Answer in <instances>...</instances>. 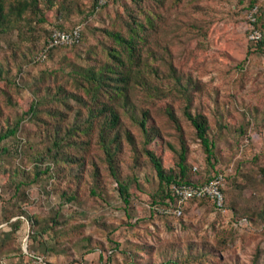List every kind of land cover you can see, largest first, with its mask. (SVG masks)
<instances>
[{
	"label": "trees",
	"instance_id": "16d2710c",
	"mask_svg": "<svg viewBox=\"0 0 264 264\" xmlns=\"http://www.w3.org/2000/svg\"><path fill=\"white\" fill-rule=\"evenodd\" d=\"M91 1V10L84 14L83 22L66 28L61 23H51L44 10L58 6L56 16L64 20L61 10L71 12V6L61 1L0 0V38L15 34L17 39L8 43L12 56L20 55L15 74L0 60V82L19 90L29 89L34 98L23 112L6 114L4 119L5 107H16V103L7 95L3 102L0 100V222L10 225L9 231L0 228V233L10 237L27 224V248L20 253L24 260L52 264L51 256L67 251L60 248V239L66 235H72L83 257L93 248L90 237L81 235L86 224L77 223V219L84 218L80 186H89L94 196H104L110 178L116 182L123 208L128 211L132 195L131 177L126 170L132 174L150 165L158 178V186L151 194V211L169 219L168 230L176 227L174 218L182 222L183 213L192 204L204 207L209 201L213 208L228 209L233 223L229 229H218L213 240L169 241V251L176 257L161 264H240L221 254L239 238L243 222L264 225V200L259 195L264 190V166L255 175L251 167L246 171L247 161H241L234 174H228L229 168L223 165L217 150L211 119L203 111L192 109L195 82L183 73L181 62L182 67L175 64L177 54L164 38L176 24L165 13L183 0H111L101 10L98 0ZM258 1L251 0L248 9H256L251 13L250 33L258 30L261 37L249 38L248 53L264 56V8ZM112 4H117L119 10L110 20L102 16L101 25L93 24L90 16H101L102 9ZM77 25H82L81 41L67 48L86 41L87 26L95 38L84 50L87 62L74 60L67 69L61 61L60 69L43 70L32 82H25L27 67L44 63L54 57L55 51L66 48L56 47L44 61L37 59L52 32L71 31ZM24 42L31 44L22 46ZM48 78L56 79L55 83H43ZM5 91L0 86V92L6 94ZM145 96L149 98L146 105ZM185 119L193 126L200 149L205 152L204 165L193 160L183 126ZM25 120L36 130L23 147L18 135ZM245 132L241 127L240 133ZM11 137L15 140L7 143ZM168 153L173 156L172 163L167 162ZM254 156L252 159L258 155ZM2 175L8 179L1 180ZM220 175L222 207L210 196L192 197L186 204H179L174 184L198 187ZM58 182L70 183V187L63 190L59 201L49 204L46 199L56 193ZM247 189L251 190L250 197L243 202ZM34 207H38L36 212H32ZM178 207L182 208L181 214ZM93 224L101 225L99 220ZM119 245L114 240L109 255L106 251L101 254L104 264H114ZM263 250L260 246L254 264H259V252ZM82 259L69 264H86Z\"/></svg>",
	"mask_w": 264,
	"mask_h": 264
},
{
	"label": "rangeland",
	"instance_id": "374dc122",
	"mask_svg": "<svg viewBox=\"0 0 264 264\" xmlns=\"http://www.w3.org/2000/svg\"><path fill=\"white\" fill-rule=\"evenodd\" d=\"M58 1L71 6L69 9L71 12L66 9L61 10V14L65 13L67 17L64 16V20L56 16L58 6L44 10L52 20L51 23H61L66 28L82 23L85 19L84 14L91 10V0ZM250 1L183 0L165 13L166 18H170L176 24L164 34V38L173 45V50L177 54L174 58L175 64L179 65L181 62L183 67L181 65L179 67H182L183 73L189 75L195 82L196 100L192 109L203 111L211 119L217 150L223 165L229 168L228 174H234L237 163L241 161H247L246 171L251 167L255 175L260 166H264V56L248 53L249 34L253 27L250 23L251 13L256 11V9H248ZM258 4L264 8V0H259ZM80 9L85 12L80 14ZM118 10L119 6L112 4L102 9L104 15L100 16L97 13L89 19L93 24L96 22L101 25L104 21L100 17L105 16L110 20ZM95 16L97 17L94 18ZM44 26L51 27L48 24ZM91 32L86 26V41L83 44L75 48L66 47L57 50L52 59L27 67L25 82H32L43 70L60 69L61 61H64L63 64L67 69H69L67 64L74 60L86 63L84 50L95 42ZM16 39L15 34L0 38V60L11 74L18 71L20 64V55L17 58L12 56V49L8 43L9 40ZM30 44L24 42L22 46H30ZM162 51L161 49V53L167 54ZM55 81L56 79L48 78L43 83L51 84ZM0 86L7 92L6 94L0 92L1 102L7 95L16 103V107H5L3 119L6 114L13 115L18 110L23 112L34 99L29 89L19 90L6 86L2 81ZM144 100L145 105L148 104L147 96ZM160 104L163 106L164 101H160ZM183 126L194 162L201 161L204 165L206 155L200 149L196 131L186 119L183 120ZM241 127L246 130L244 134L240 133ZM35 130L36 128L27 120L24 121L18 135L22 139L20 143L23 147L31 141ZM14 140V137H11L6 142ZM152 147L159 148L154 144ZM255 154L258 156L252 159ZM166 158L168 163L173 162L172 154L168 153ZM128 170L127 168L126 171L131 177L129 185L132 195L128 211L123 208L124 203L116 182L110 178H107L108 185L105 187L109 189L104 196H94L89 186L84 184L80 186V197L84 198L81 207L84 218L77 219V223L86 224L85 231L81 235L90 237L93 251L86 252L82 257V251L75 246L72 235H66L60 239V248L67 251L61 255L51 256L49 260L52 264L79 262L81 258H84L82 259L84 262L86 260V264H104L101 254L106 251L109 255L114 240L120 244L119 250L114 252V264L136 262L161 264L169 258L176 257V254L169 251V241L213 240L218 229H229L233 226L228 209L213 208L212 201H209L210 203L205 204L204 207L192 204L183 213L182 222L174 218L176 227L168 230L166 226L169 219L152 214L151 211V194L158 186L155 171L150 165L141 166L132 174H129ZM133 175L138 180L133 178ZM7 179L8 176H1V180ZM56 185V193L46 199L49 204L59 201L63 190L70 187V183L64 185L58 182ZM250 193L249 189L245 191L243 202L250 197ZM259 195L264 200V190ZM2 205L0 200V218ZM37 210L38 207H34L32 212ZM94 220H99L101 225L93 224ZM0 228L7 232L10 230V225L1 221ZM239 228L241 233L239 238L221 254V257L239 260L240 264H254L258 249L260 246L264 248V225L243 222ZM27 234V224L22 225L19 231L10 237L0 233V264H38L37 261L24 260L20 254L22 248L24 251L27 248ZM259 253L258 263L264 264V250Z\"/></svg>",
	"mask_w": 264,
	"mask_h": 264
},
{
	"label": "built area",
	"instance_id": "2783aa9c",
	"mask_svg": "<svg viewBox=\"0 0 264 264\" xmlns=\"http://www.w3.org/2000/svg\"><path fill=\"white\" fill-rule=\"evenodd\" d=\"M111 0H98V9L110 3ZM82 25L75 26L71 31H64L56 29L52 32L50 38L47 40L44 48L39 53L37 59L44 61L48 56V53L56 47H68L80 43L81 41ZM261 37V33L258 30H254L249 34L250 39H258ZM223 182V176L220 175L214 178L209 184L200 185L198 187L187 185H176L172 187L177 194L178 202L182 206L192 197H205L210 196L219 207L223 206L224 196L221 190ZM181 207H178L177 212L181 214Z\"/></svg>",
	"mask_w": 264,
	"mask_h": 264
}]
</instances>
